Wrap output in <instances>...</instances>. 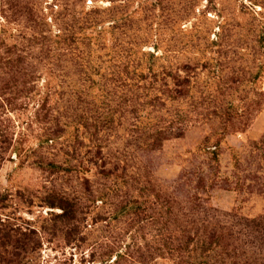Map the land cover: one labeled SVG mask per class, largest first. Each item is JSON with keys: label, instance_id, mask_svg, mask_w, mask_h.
I'll list each match as a JSON object with an SVG mask.
<instances>
[{"label": "rangeland", "instance_id": "374dc122", "mask_svg": "<svg viewBox=\"0 0 264 264\" xmlns=\"http://www.w3.org/2000/svg\"><path fill=\"white\" fill-rule=\"evenodd\" d=\"M0 264H264V0H0Z\"/></svg>", "mask_w": 264, "mask_h": 264}, {"label": "trees", "instance_id": "16d2710c", "mask_svg": "<svg viewBox=\"0 0 264 264\" xmlns=\"http://www.w3.org/2000/svg\"><path fill=\"white\" fill-rule=\"evenodd\" d=\"M61 207L65 208L64 206H61ZM14 243H16V242H14Z\"/></svg>", "mask_w": 264, "mask_h": 264}]
</instances>
